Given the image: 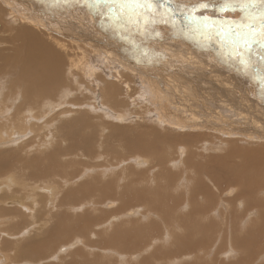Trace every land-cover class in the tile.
<instances>
[{
  "label": "bare ground",
  "instance_id": "bare-ground-1",
  "mask_svg": "<svg viewBox=\"0 0 264 264\" xmlns=\"http://www.w3.org/2000/svg\"><path fill=\"white\" fill-rule=\"evenodd\" d=\"M66 1L70 4L71 7H73L74 4L72 3L73 1L72 2L69 0ZM75 1H76L75 3H78V5L80 6L84 5V3L81 2V0L78 1L75 0ZM67 2H63L61 3L62 5L61 4L60 5L64 6V3L67 4ZM187 2L195 3V0H187ZM42 3L43 2L41 0H0V22L2 23L0 25V28L2 27V35L0 34V46H2V44L6 46L4 51L0 50V57H1L0 72H2L4 67L5 68L7 67L6 74L10 77V83L12 84L11 90L9 93H7V95L2 96L0 94V118L7 119L6 121L3 120L2 122L1 120L0 122V249L1 248L3 249L0 250L1 252L0 261L2 260L3 262H5L0 264H15L14 262H20L21 264H24L23 260L34 262L35 264H40L42 260L44 262V260L47 257H49L46 256L45 253H48L50 250L52 252V246L55 245L56 243V240H54L55 238H57L56 235L62 234L63 232H67L66 227L68 228V226L65 227V225L69 223L68 221L70 220V210L72 209V207L78 205L80 199H83V201L90 200L89 202H87L88 203L87 205L88 207H93L92 205H94L95 202H98L99 197H102V201L117 200L116 202L120 203L119 206L117 205V208L120 209L119 211L124 213L129 212V214H127L128 216L137 213L134 210H133L134 213L132 211L130 212L129 211V209L131 208L130 206L134 204H138V206L140 205L142 209V216L139 217V219L140 222L145 221L146 225L144 226L140 224L137 226L138 227L137 229L135 228L136 226H133L134 228H131L129 226L126 227L125 224H123L122 227H119V225H117L118 227L115 226L113 230V234L111 232V236L109 233L110 230L109 229L107 230L105 228L101 232L103 236L101 234L100 235L98 234L99 242H97V244L99 243L102 244L103 246L102 248L98 247L97 251L94 250V252H100L101 255L105 256V254H107V252L109 251L108 253L109 258L112 257L114 259H120L121 261H123L124 258L123 264H125L124 262H127L126 259L127 255H129L128 256L129 260L133 262L132 257L136 259L142 253L147 254V257H145L146 260L150 259L149 257L151 256V259L153 258L154 260H158L164 264H187V263L206 264V261L209 262L208 257L211 256L210 255L211 253L209 254L210 252L209 250H211V246L209 244L212 243V237L214 236L213 230H211L210 227L211 224H209L208 221H210L214 216V211L217 210L219 203H222L224 207L221 210L219 209V214H218V217L221 218L223 222H226L228 217H230L233 213V210L230 209V203L232 202L233 204H236L239 200H241L245 208L250 205L253 206L262 205V208L264 207V145L262 148L259 149H249V148L245 149L242 147L243 144H245L246 147L251 145H256L258 140L260 139L261 140L263 139L264 141V120L261 119V117L258 115L256 111L251 109V107L248 105L249 103L247 104L246 102L245 104H243L242 103L243 101L240 102L236 98L231 100V95L230 94L228 95V92L226 91L227 89L220 87L221 89H218L217 91L220 92L223 90L222 96L225 98V103H229L231 107H233V109L235 108L237 110L239 109L245 115L249 114L250 125L247 126V130L248 132L254 131L255 133H247V134L242 133L243 136L236 137L239 139L236 138L223 139L220 136L221 134L219 135L220 137L217 136L216 139H214L212 134V138L216 142L214 141L215 142L214 143L210 136L211 141L206 143L204 142L202 136L196 135L198 132L194 130L195 132H197L195 134V136L197 137L192 138V141L186 139L190 143L187 144L191 145V147L188 145L187 146L179 145L181 143H179L178 141L181 140L178 139L179 129L177 128L179 127L177 125L181 126L182 124H179V121L177 122L175 120L178 123L177 125H175L176 123L174 124L171 120L179 118V116L176 115L174 116L175 113H173L172 108H166V104L168 106L171 102H175L174 105L179 106V103L175 101L176 98L174 96L175 94L173 95L172 93H170V91L167 90L168 88L165 87V88H160L161 90L159 89L161 92L159 91L158 92L162 93L161 95L163 96H161L162 98L160 99L158 98V100L154 101L155 103H153V99L148 98V100H146L143 97L144 95L143 96L140 95L138 100H132V96L134 98L135 96L133 95L134 91L131 88L132 85H130L129 80H131L130 77L132 78L135 76L129 77L127 74H125L124 71H128V69L120 68L121 65L120 67H118L117 65H113L114 69L111 71H114L115 77H112L113 76L112 75L110 78H108L109 77L108 74L103 77L105 81H107L108 79L117 81L116 84L117 85L120 84L119 87H117L116 84L114 85L113 81L109 80L108 82L110 83L104 81L102 82L103 84L102 88L99 87L101 88L100 93L98 90L97 93H94L95 91L94 92L91 91L93 94L87 97L88 100L85 98H81V95L83 94L80 91V85L82 84V81L79 76L86 77L84 65L82 64L80 59H77L74 56L75 49H73L72 44H70L71 42L64 41L68 39V36L70 37L69 38L70 40L74 39L77 41V39H75L76 36L70 34L72 36L71 37L67 30H66L67 32H65L64 26L63 28L58 27L59 18L58 20H54L53 17L55 16L52 17L53 14L50 16L49 9L45 5L43 6ZM47 5H49V3ZM89 12L90 11L87 7L84 10V13L88 14ZM26 14H29L32 17H34L33 18L34 21L32 20L31 21L33 23L36 22L37 27L42 29L43 31L42 30L40 31V29L39 30L36 29V26L35 28H32L31 26H27L26 28L31 29V31L25 32L24 26L22 25L21 22H19V24L21 25L20 28L16 30L15 24L17 25V23L13 22L11 25V21L8 22V20H6L7 18L10 17L13 18L14 15L17 17V19L26 20L28 18ZM234 16H236V13ZM226 17L224 15L223 18L226 19ZM29 18L31 17L29 16ZM55 18H57V16ZM82 19H84L85 21L87 19L90 25L92 23L94 24L96 23L93 21L91 22V20L88 18L85 19L82 17H80L79 22H81ZM180 19H182V17H180ZM93 27H96V25ZM224 27H227V25H224ZM98 28L99 27L97 25V29L96 28H92V30L85 29V32L91 35V37H93L92 38L93 40L94 39H96V41L104 40V42H100L103 43L104 45L108 46V43L105 42V40L112 43L115 42L116 46L118 45L116 42V37L120 36L119 33L117 32L115 33L113 30L111 32L109 29L110 32L109 35H107L104 30ZM21 29L23 30V32H20ZM152 29H155V31H152ZM149 31L151 35L150 37L157 38L160 41L161 40L165 41L166 39H169V41L167 40L169 42L168 43L169 45L171 44V39H173L174 41L173 40L172 41L173 43L175 42V44H179V45L183 44L182 46L184 47L186 46V48L187 45L190 44V46H192L191 48L194 50L196 49L200 51L202 49L206 52L211 53V55L213 56L215 55L214 57L217 56L218 59H221L223 60V62H225L223 64H226L225 65L226 69L229 68L236 70L237 72H240V74L243 76L242 77L243 80L248 79L250 81L248 82L249 84L253 83L251 85V88H253V90L261 89L259 91H256L258 93H255V97H259L257 98V102L259 105L264 104V64H262L260 60V55H259L261 52L260 49L255 50L257 52V55L253 57L254 67H245L241 64V62L238 59L228 57L226 50L217 42H209L205 38H203L200 34L192 32L188 30L186 27L178 26L177 24L171 22L167 25L156 23L154 25L149 26ZM20 33L22 34L20 35ZM18 35L21 40L18 38ZM56 36L60 39H58ZM80 37L78 38L79 42H82V39H86V37L83 35H81ZM167 41H165V43ZM155 42L157 41H154V43ZM95 48L98 50L91 48L92 50L95 51V54L96 55L101 54V56H103L104 50H102L103 48L102 45L95 44ZM130 48L131 46H128V49ZM186 51H185L186 52L185 54H187L186 59H189L190 58L189 54L192 53H188V50ZM96 52H98L99 54ZM146 52L147 51L145 50L144 53ZM134 53L137 54L136 55L137 57L143 56L140 55V53H136V52ZM122 54H123L122 50L118 48L117 50L114 51L110 50L109 48L106 50L107 59L113 60L117 63L120 62L124 67L131 66L130 69H132V71L135 68L138 69V66H143L142 68L145 67V65H141L136 61L133 62L132 60L133 56L130 57L126 53L122 56ZM148 57L149 56H145V58ZM14 58L17 60V62H15ZM176 58H178V56ZM117 59H119L118 60L119 62L117 61ZM113 63L114 62H112V64ZM186 64L184 63V67L186 66ZM189 64H193V63H189ZM107 66L108 65H106V67ZM156 66L161 69L163 68L162 63L161 64L157 63ZM188 67L189 66H187V68ZM205 71L206 70H204V72ZM134 73L137 72L134 71ZM186 73H189V71L186 70ZM139 75H144V74L140 73ZM202 75L201 77H204ZM168 76L170 77V75ZM145 77L149 78L148 76ZM197 77L199 79H202L201 77H199V74ZM224 77L225 76H223V80L227 79ZM4 78L5 75L0 77L1 80ZM98 78L97 80H99ZM191 79L187 80V83H190L188 81H192ZM138 80L141 81V79ZM101 81L99 83H101ZM157 81H159L160 83V79H158ZM154 82L151 83L154 84ZM163 82L165 83V80H163ZM225 82H229V81H225ZM232 82L234 81L232 80ZM192 83L193 81L191 82V84ZM126 86L127 89L125 88L126 90H123V87ZM227 86L231 87L230 85ZM256 86H259V88H256ZM133 87L135 89V86ZM207 87H205V89ZM225 88L227 87L225 86ZM237 88L241 89L242 85L241 88L240 87ZM19 90H21V92H18ZM120 91H123L121 95V97H124L122 99V102L118 100L120 97V93H119ZM228 91H230L229 88ZM158 92L156 94H159ZM190 92L193 93V91ZM71 93H73L76 99H71L69 97ZM201 93H203V91ZM201 97L199 96V98ZM114 100L115 101L118 100V102H115ZM195 100L198 101V99ZM92 101L101 102L102 105L106 106L112 113L115 112L114 109H116L117 107H125L127 105L132 106L133 113L137 114L140 119L137 128H135L136 126L135 125L132 126V129L131 128L120 129L121 127L118 128V126H115L117 124L114 123V127H111L109 126L110 124H108V122L107 124L103 123L104 121L100 122L99 125L95 123L94 127L96 128H94L92 124H88V122L84 120V117L85 115H87V113L81 109L83 106L88 107L89 106L88 104H90L89 102L92 103ZM179 101L181 103L182 99L180 98ZM208 101L209 99L207 100V102ZM141 102H143L147 107L141 108L139 106ZM191 103H189V105ZM196 103L198 104V102ZM211 103L213 106L214 102ZM92 104H93L92 107H94V102ZM197 104L196 106H198ZM192 105L195 106L194 103ZM215 105L216 103L214 104V107ZM221 105L220 108L224 110V108L222 107L225 106V104L222 107ZM152 106H156L154 111L155 114L153 111H150V109L153 108ZM171 106L172 104H170V107ZM204 107H202V109ZM208 107L209 106H207V108ZM193 108L195 110V107ZM205 108L202 110L203 112H206L204 111L206 110ZM260 108H262V106ZM260 108L258 107V109ZM103 110L105 112V109ZM111 112H108L109 114L106 115L105 117L110 119L112 116V121L114 122L116 120L115 119L116 115H114L115 113L111 114ZM177 112L179 113V111ZM189 112L190 111H188V113ZM151 114L153 115V117L155 115L154 118L155 122L148 126L147 121L148 119H150ZM225 114L227 115L228 112ZM200 116L202 119L204 118V116L203 117L202 115ZM186 117H188V115ZM222 117L220 118L218 116V119L220 118L221 121ZM240 117L239 119L241 120L242 117L241 118ZM218 119L216 120L219 121ZM234 119L235 118L233 117V120ZM192 120L193 119L191 118V122ZM226 120L227 119H225V122ZM156 122H160L162 124H160V126H157V124L159 123L156 124ZM210 122L214 124V127H217L218 129L220 125V124L218 125V122H215L213 120H210ZM102 126H104V128ZM222 126L223 124L221 125V129ZM88 127L90 129H85ZM98 127H100V129H98ZM116 129L122 132H120L119 134V131H116ZM175 131H177L176 133L178 134H176ZM219 131L220 133L223 132L222 130ZM202 132L205 131L203 130ZM111 134H112L113 142H111L110 140L109 142H107L105 136H109ZM182 134H183V130H182ZM215 135L216 134H214V136ZM25 136H30V138H28V140H26L24 143L20 144L21 143L20 141L24 139ZM114 137L117 139H114ZM126 137L127 138L131 137V139H126ZM94 139L97 140L96 145L93 143ZM17 140H20L19 143L16 142ZM118 140L123 143L121 144V147H119V149H114L113 147L116 146L115 143H117ZM15 142L17 144L16 147L13 148L12 145ZM234 143L235 145L231 146ZM238 145L241 147V149L238 148ZM229 146L233 148L231 154L227 157H223L225 160L221 158V161L224 163V166H217V163L213 165L211 163L207 164V162L204 163L200 160V159H204L203 155L211 154V152L216 153V150L221 154L222 152H224V150L229 148ZM50 147H52V150ZM168 147L170 148L172 147V150L168 151ZM46 148H49V152H47ZM29 149H33L36 152L38 151L39 153L41 152L42 154L40 155H42V157H38L37 155L32 157L31 159L27 158L26 154L27 152L28 153L30 152ZM95 149L97 152L102 150H107L110 156L114 151L116 153L114 157H117L119 160L122 159L124 161L127 160L132 161L133 164L135 163V165L138 167L142 166V168L144 169L142 168L139 169L136 168L135 166H129L127 169H124L123 171L115 172L107 176L105 175L104 172L107 170V168L104 169L103 168L104 164H103L102 167H100L101 169L98 168L99 173L97 174V176H93L90 179L88 178L89 179L88 180L87 179L88 175H87V177L85 176L86 181L81 182L82 180H80L77 181V183H79L77 187L71 186L73 184H76L74 183L76 178L81 175V174L78 175V173H80V171L82 172L83 169L77 170L76 173V168L74 165L73 167L74 175L73 172L68 173L67 169H70L75 161L72 162V159L70 158L71 162L70 161L68 162L67 158H69L74 153L76 154V152L78 151V154L80 152V154L82 155L79 157H77L76 155L77 159L80 158L78 159V161L80 160L82 162H85V156L87 158L92 157V153L90 151ZM121 150L122 151L124 150L126 152V155L128 156H126L124 153L123 156H120L118 154V151ZM133 152H142L144 153V155L140 153H134L135 157L140 158V160L136 159L134 161V159L130 157L131 155H133L130 153ZM105 157L106 155L102 153V156H100L98 160L100 159L104 160ZM233 160H235V162L237 163L236 168H233L234 166ZM226 161L228 163L230 162L231 166H228L226 164L227 163ZM202 163L205 165L202 166L201 165ZM225 167L230 168L231 172L229 174L231 175L227 178V181L229 184H234V187L231 190H227L228 188L222 189L224 191L223 195H226L227 193H229V191L233 192L232 190H234L235 194L232 197V201L222 197V200H220V202L218 203L216 200H214L213 198L214 195L211 192L212 189H216L214 183L211 180V177H213L214 180L217 182L218 181L217 176L220 174V172L225 171ZM95 169H97V167ZM217 169L219 172H217ZM54 178L58 179L59 181L54 180ZM120 181L123 182L120 183ZM204 182H208L210 185L206 186ZM179 189H182L183 192L185 193L186 195L185 200H184V196H182L183 194L179 196L178 200L174 198L173 191L175 190L179 191ZM119 190L121 191L123 190L121 195L119 193ZM225 191H227V193ZM258 192L262 196L255 194ZM254 194L255 197L256 196L261 197L259 202H257V199L254 201ZM91 201H93V203H91ZM182 203L187 204V206H189L190 208L188 214L183 216H181L182 209L179 210L178 208V206L183 205ZM106 206L110 207V204H107ZM102 213L104 212L102 211ZM257 213L260 217H262L261 214L264 213V210L262 209V211ZM104 214L106 215L105 216L101 215V217H104L101 218L103 227L106 225V223L104 222L108 220V218L110 217L109 215L115 213L113 211L112 212L110 211L109 213H104ZM139 214L141 213L139 212ZM152 216L154 217V219L157 220H153V219L148 220V218L150 219L152 218ZM246 216H248V214ZM113 219L116 220L117 217ZM93 220L95 219L92 218V221L87 223L88 228L86 229V231L89 230L90 225H92L93 227ZM114 220H112L111 225L114 224L113 223ZM73 225L72 227L74 228L75 225L74 226ZM82 226H83L82 223L77 222L76 223L77 231L82 229ZM72 227L70 229H72ZM147 227L149 229L150 235L143 234V230L146 229ZM160 227L164 228V230L167 229L168 234L170 233L169 235L171 234L173 235L174 233L179 232L180 234L183 235V237H187L191 239V241L185 243L176 240L177 243L176 246H174L175 247L174 249L171 247L172 246L171 244L169 248H171L172 250H169V248L162 250V245L155 246V244L163 243L164 238H166L168 235H166L167 233L163 232L162 235L158 237L156 234L157 232L155 230L156 228H160ZM41 229H43L44 231H42L41 235H38L41 232L40 231ZM100 229L101 228H99L98 230ZM87 239L89 240L88 237ZM80 244L81 245L84 244V240H82ZM90 244L91 245L96 244V242ZM88 248L91 247H87V249ZM98 249H100V251H98ZM101 249H106V250H101ZM37 251L40 252L37 253ZM58 252L55 254L56 257H58L61 250H59ZM80 252L81 251H79L78 254ZM229 254L231 255V251L229 252ZM256 255H258V252ZM50 259L52 258L46 259V262H49ZM143 259L141 260L144 261ZM213 260L214 259H211V261ZM253 260L256 262L251 263V261L248 260L245 264L259 263V262L257 263L258 259L255 260V258H253ZM242 262L244 263V260Z\"/></svg>",
  "mask_w": 264,
  "mask_h": 264
},
{
  "label": "rangeland",
  "instance_id": "rangeland-1",
  "mask_svg": "<svg viewBox=\"0 0 264 264\" xmlns=\"http://www.w3.org/2000/svg\"><path fill=\"white\" fill-rule=\"evenodd\" d=\"M43 3L42 5L46 6L48 9H49V14L50 16L52 15L53 16H57V18L53 17L54 20H58V27L60 28H65V32L68 31L69 35H73V36H76L75 39H71L73 41H71L68 36V39L67 40H64L65 42L67 41H70L73 46V49H75V53H74V56L77 58V59H80L82 64L84 65V69H85V73H86V77H80L81 81H82V84L80 85V91L83 93L81 95V98H85L88 100L87 97H89L91 94H93L92 92L94 93H97L99 91L100 93V90L103 86L102 82H104V76L105 75H109L108 78H110L112 75V77H115L114 75V71H111L114 69V66L113 65H117L118 67H121L120 68H125V69H128V71H124L125 74H127L129 77L130 76H135V77H130L131 80H129L130 82V85L132 90L134 91L133 95L135 96V98L132 96V100H138L140 95H144L143 97L148 100V98L150 99H153V103H155L154 101L158 100V98H162L161 95L162 93H159L161 92L160 88H165L167 87L170 91V93H172L176 98H175V101H177L179 103V106L178 105H174L175 102H168L170 104H172V106L170 107V104L167 106L166 104V108H172L173 110V113L174 116H179V118H176V119H169L171 120L175 125H177L178 121H179V124H182L181 126L177 125L179 128V134L176 133L177 131H175L176 134H178V139L181 140V141H178L179 145H188L191 147V145H189V141H192V138H196L198 135L199 136H202L203 137V140L204 142L208 143L210 142L211 138H212V134H213V138L216 139L217 136H220L223 138V139H235L236 137H239V136H243L242 133H255L254 131H251V132H248L247 130V126L250 125V122H249V114H244L242 113L239 109L237 110L236 108L233 109V107H231V105L229 103H225V98L222 96L223 95V90L218 92L217 90L218 89H221V88H224V89H227L226 91L228 92V95L230 94L231 95V100H233L234 98H236L237 100H239L240 102L243 101L242 103L245 104L247 102V104L251 107V109H253L254 111H256L258 113V115L261 117L262 120H264V104H261L259 105L258 102H257V98L259 97H255V93H258L256 91H259L261 89H256V90H253V88H251V84H249L248 82H250L248 79H244L243 80V76L240 74V72H237L236 70H233V69H229L227 68L226 69V64H223L225 62H223V60L221 59H218L217 56L214 57L213 55H211V53L209 52H206L204 50H194L192 49L190 46V44L187 45V48L186 46H182L183 44L179 45V44H175V42L173 43V39H171V44L169 45L168 41L169 39H166L165 41H167L165 43V41H160L159 39L157 38H153V37H150V31H148V33L145 35L143 33L141 34H137L134 30L133 31H129V30H126V29H122L120 30L119 32L116 31V30H113L112 27L108 24L107 21H105L104 18L100 17V16H96L94 13L92 12H89L88 14L84 13V10L87 8L86 5H78V3H75L76 1L75 0H69V1H73L72 3L73 4V7L70 6V4L67 2V4L64 3V6H61L63 2V0H41ZM78 1V0H77ZM35 2V1H34ZM45 2V3H44ZM47 2V3H46ZM56 2V4H55ZM60 2V3H59ZM177 2H184V0H177ZM196 2V0H195ZM49 3V5H47ZM54 5H53V4ZM58 3V4H57ZM52 4V5H51ZM61 4V5H60ZM76 4V5H75ZM66 5V6H65ZM41 6V5H40ZM62 7V8H61ZM86 7V8H85ZM52 8V9H51ZM85 8V9H84ZM64 9V10H63ZM76 10V11H75ZM82 10V11H81ZM54 11V12H53ZM65 11V12H64ZM52 12V13H51ZM80 12V13H79ZM239 12V13H238ZM210 15H209V14ZM207 15L209 16H212L213 13L212 12H208ZM227 13V15H226ZM236 13V16H234ZM64 14V15H63ZM199 14V13H197ZM231 14V16H230ZM28 16V18L26 20L24 19H17V17L14 15L13 18L10 17V18H7V17H4V18H7L6 20L11 21V25L13 22H16L17 25L15 24V28L16 30L18 28H20V24L19 22L22 23V25L24 26V30L25 32H29L31 31V29L29 28H26L27 26H31L32 28H35L36 26V29H40L37 27L36 25V22H32L34 21L33 18L31 15L29 14H26ZM228 18V19H236L237 16L239 17L241 15L240 11L239 10H236V11H227V12H219L216 14V17L215 18H218L220 20L224 19L223 17ZM233 15V16H232ZM29 16L31 18H29ZM80 17L82 18H88L91 20V22H96L95 24L92 23L91 25L88 23L87 19L86 21L84 19H82L81 22H79L80 20ZM91 17V18H90ZM236 17V18H234ZM76 18V19H75ZM2 20V19H1ZM18 20V21H17ZM29 22H28V21ZM32 20V21H31ZM60 21V22H59ZM32 22V23H30ZM63 22V23H62ZM85 22V23H84ZM27 23V24H26ZM74 23V24H73ZM2 23L0 22V25ZM31 24V25H30ZM33 24V25H32ZM66 24V25H65ZM89 24V25H88ZM68 25V26H67ZM70 25V26H69ZM88 25V26H87ZM96 27H93L95 26ZM97 25H98V29H102L105 31V33L107 35H109V32L112 30L116 33H119L120 36L116 37V42L117 45L116 46V43H112V42H108L107 40H105V42L108 43V46L107 45H104L103 43H100V42H104V40H101V41H96V39H92L93 37H91V35L87 34L85 32V29H91L92 28H96L97 29ZM100 25V26H99ZM14 26V25H13ZM34 26V27H33ZM74 27V28H73ZM92 27V28H91ZM67 28V29H66ZM84 29V30H83ZM110 29V31H109ZM42 29H40L41 31ZM67 30V31H66ZM43 31V30H42ZM78 31V32H77ZM108 31V32H107ZM20 32H23V30L21 29ZM45 32V31H44ZM84 32V33H83ZM133 32V33H131ZM13 33V32H12ZM78 33V34H77ZM90 33V32H89ZM122 33V34H121ZM0 34L2 35V27L0 28ZM22 33H20L21 35ZM70 35V36H71ZM83 35L86 37V39H82V42H79V37ZM142 35V36H141ZM57 37V36H56ZM72 37V36H71ZM126 37V39H125ZM18 38H19V35H18ZM58 38V37H57ZM81 38V37H80ZM132 38V39H131ZM20 39V38H19ZM60 39V38H58ZM115 39V38H114ZM119 39V40H118ZM128 39V40H127ZM149 39V40H148ZM21 40V39H20ZM84 40V41H83ZM98 40V39H97ZM118 40V41H117ZM123 40V41H122ZM173 40V41H172ZM81 41V40H80ZM96 41V42H94ZM128 41V42H127ZM138 41V42H137ZM154 41H157L154 43ZM126 42V43H125ZM148 42V43H147ZM75 43V44H74ZM137 43V44H136ZM95 44H101L102 45V50H104V53H103V56L100 55H96L95 54V51L92 50L91 48L93 49H96L95 48ZM110 44V45H109ZM124 44V45H123ZM128 44V45H127ZM130 44V45H129ZM135 44V45H134ZM173 44V45H172ZM104 45V46H103ZM77 46V48H76ZM113 46V47H112ZM128 46H131L130 49H128ZM180 46V47H179ZM189 46V47H188ZM5 45L2 44V46H0V50H5ZM82 47V48H81ZM90 47V48H89ZM106 47L107 49L109 48L110 50H117L120 49L122 50L123 54L122 56L126 53L128 56L132 57V60L133 62H137L141 65H145L144 68H142L143 66H138V69H130V67H124L117 59V62L113 61V60H109L106 58ZM111 47V48H110ZM117 47V48H116ZM190 48V49H188ZM84 49V50H83ZM135 49V50H134ZM137 49V50H136ZM147 51L146 53L145 50ZM188 50V53H192V54H189L190 58L189 59H186V56L187 54H185ZM92 50V51H90ZM98 50V49H96ZM127 50V51H126ZM133 50V51H132ZM157 50V51H156ZM179 51V52H178ZM186 51V52H185ZM192 51V52H191ZM199 51V52H197ZM204 51V52H203ZM134 52L136 53H140V55H143V56H140V57H137ZM202 52V53H200ZM98 53V52H96ZM143 53V54H142ZM158 53V54H157ZM99 54V53H98ZM148 54V55H147ZM159 55V56H158ZM105 56V57H104ZM145 56H149L148 58H145ZM155 56V57H154ZM167 56V57H166ZM178 56V58H176ZM185 57L184 59L181 58V57ZM193 59H192V57ZM103 57V58H102ZM174 57V58H172ZM208 57V58H207ZM210 57V58H209ZM214 57V58H213ZM104 58H105V61H104ZM15 62H17V60L14 58ZM219 60V61H218ZM0 61H1V57H0ZM111 61V62H109ZM175 61V62H174ZM185 61V62H184ZM193 61V62H192ZM197 61V62H196ZM112 62H114L112 64ZM158 64H161L162 63V69L157 67V63ZM184 63L186 64V66L184 67ZM189 63H193V64H189ZM196 63V64H195ZM198 63V64H197ZM201 63V64H199ZM204 63V64H203ZM105 64V65H104ZM203 64V65H202ZM106 65H108L106 67ZM154 65V66H153ZM183 65V66H182ZM196 65V66H195ZM187 66H189L187 68ZM193 66V67H192ZM101 67V68H100ZM109 67V68H108ZM141 67V68H140ZM184 67V68H183ZM112 68V69H111ZM140 68V69H139ZM150 68V69H149ZM156 68V70H155ZM187 68V69H185ZM198 68V70H197ZM100 69V70H99ZM174 69V70H173ZM185 69V70H183ZM191 71H190V70ZM194 69V70H193ZM162 70V71H161ZM165 70V71H164ZM175 70H178V71H175ZM186 70L189 71V73H186ZM204 70H206L204 72ZM213 70V71H212ZM228 70V71H227ZM139 71V73H134ZM196 71V73H195ZM203 71V72H202ZM209 71V73H208ZM216 71V73H215ZM7 72V67L3 68L2 72H0V77H2L3 75H5V78L4 79H0V94L3 96V95H7V93L10 92L11 90V83H10V77L6 74ZM144 74V75H139V74ZM165 73V74H164ZM171 73V74H170ZM176 73V74H175ZM238 73V75H237ZM130 74V75H129ZM188 76H187V75ZM195 74V75H194ZM197 74V75H196ZM199 74V77L204 76V77H201L202 79H199L197 76ZM214 74V75H212ZM138 75V76H137ZM170 75V77L168 76ZM190 75V76H189ZM209 75V76H208ZM216 75V77H215ZM229 75V76H228ZM144 78H143V77ZM145 76H148L149 78L145 77ZM153 76V77H152ZM155 76V77H154ZM160 78H159V77ZM163 76V78H162ZM167 76V77H166ZM174 76V77H172ZM196 76V77H195ZM215 78H214V77ZM223 76H225L224 78H227L225 80H223ZM228 76V77H227ZM232 76V77H231ZM234 76V78H233ZM239 76V77H238ZM96 77V78H95ZM99 77V78H98ZM139 77V78H138ZM142 77V78H141ZM152 77V78H151ZM158 77V78H157ZM166 77V78H165ZM178 77V79H177ZM185 77V78H184ZM193 79H191V78ZM212 77V79H211ZM230 77V78H229ZM97 78L99 80H97ZM141 79V81H139L138 79ZM146 78V79H145ZM176 78V79H175ZM181 78V79H180ZM188 78V79H187ZM196 78V79H194ZM238 80H237V79ZM137 79V80H136ZM145 79V80H144ZM158 79H160V83L159 81H157ZM165 80V83L163 82V80ZM192 80L193 83L191 84L192 81H188L190 83H187V80ZM216 79V80H215ZM96 80V81H95ZM103 80V81H101ZM113 81L111 79H108L107 81L105 82H108V81ZM144 80V82H143ZM162 80V81H161ZM177 80V81H175ZM196 81V84H195V81ZM223 80V81H222ZM232 80L234 82H232ZM9 81V82H8ZM101 81V83H99ZM146 81V82H145ZM153 83L154 81V84H152L151 82ZM167 81V83H166ZM180 81V82H179ZM184 84H183V82ZM225 81H229V82H225ZM114 82V85L116 84L117 81H113ZM182 82V83H181ZM186 82V83H185ZM198 82V84H197ZM203 82V83H202ZM217 82V83H216ZM225 82V83H224ZM110 83V82H108ZM147 83V84H146ZM169 83V84H168ZM176 85H175V84ZM211 83V84H210ZM228 83V84H226ZM231 83V84H229ZM236 83V85H235ZM98 84V85H97ZM143 84V85H142ZM182 84H183V87H182ZM195 84V85H193ZM224 84V85H222ZM233 84V85H232ZM92 85V86H91ZM101 85V86H100ZM157 85V86H156ZM178 85V87H177ZM186 85V86H185ZM204 85V86H202ZM213 85V86H211ZM220 85V86H219ZM227 85H230L231 87L227 86ZM239 85V86H238ZM241 85H242V88H241ZM117 87L120 86L116 84ZM135 86V89L134 87ZM156 86V87H155ZM169 86H172V87H169ZM173 86H176V87H173ZM189 86V87H187ZM201 86V87H200ZM209 88H208V87ZM219 88H218V87ZM223 86V87H222ZM225 86L227 88H225ZM101 87V88H99ZM185 87V89H184ZM204 87V88H203ZM205 87H207L205 89ZM221 87V88H220ZM237 87H240L241 89L237 88ZM99 88V89H98ZM127 89V86L126 87H123V90H126ZM158 88V89H157ZM180 88V89H179ZM228 88L230 89V91H228ZM236 88V89H235ZM256 88H259V86H256ZM137 89V90H136ZM153 89V90H152ZM160 89V90H159ZM182 89V90H181ZM202 89V90H201ZM204 89V90H203ZM232 89V90H231ZM243 89V91H242ZM245 89V91H244ZM88 90V91H87ZM90 90V91H89ZM98 90V91H97ZM152 90V92H151ZM157 90V91H156ZM180 90V91H179ZM207 90V91H205ZM92 91V92H91ZM139 91V92H138ZM154 91V92H153ZM159 91V92H158ZM172 91V92H171ZM180 93H179V92ZM183 91H184V94H183ZM186 91V92H185ZM190 91H193L190 92ZM203 91V93H201ZM233 91V92H232ZM18 92H21V90H19ZM89 94H88V93ZM159 93V94H156V93ZM175 92V93H174ZM196 95H195V93ZM205 92H208V93H205ZM217 92V93H216ZM241 92V93H240ZM120 97L118 100H120L122 102V99L124 97H121L123 91H120ZM149 93V94H148ZM179 93V94H178ZM146 94V96H145ZM156 94V95H154ZM178 94V96H177ZM194 94V95H193ZM199 94V95H198ZM209 94V95H207ZM244 94V95H243ZM253 94V95H252ZM191 95V96H190ZM249 95V96H248ZM157 96V97H156ZM199 96L202 98H199ZM71 99H76L75 96L73 95V93L70 94L69 96ZM185 100H184V98ZM187 97V98H186ZM191 97V98H189ZM198 97V98H197ZM215 97V98H213ZM255 97V98H254ZM178 98V99H177ZM180 98L182 99L181 103H180ZM198 99L195 100V99ZM241 98V99H240ZM253 98V99H251ZM200 99H201V102H200ZM209 99V101L207 102V100ZM224 99V100H223ZM243 99V100H242ZM255 99V100H254ZM11 100V99H10ZM115 101V102H118ZM194 100V101H193ZM205 100V101H204ZM214 100V101H213ZM198 102V104L196 102ZM249 101V102H248ZM94 102V107H92V103ZM188 102V103H187ZM192 102V103H191ZM211 102H214L213 103V106H212V103ZM223 104H222V103ZM231 102V101H230ZM90 104H88L89 108L86 106H83L81 109L87 113V115H85L84 117V120H86L88 122V124H92V126L94 127V124H100V122H103L105 124H110L109 126L111 127H114V123L117 124L115 126H118V128L122 129V128H131L132 129V126H135V128H137V125L139 123V116L135 113H133V108L132 106H125V107H117L116 109H114V113H112L106 106L102 105L101 102H97V101H92L89 102ZM186 103V104H185ZM189 103H191L189 105ZM194 103L195 106H193L192 104ZM202 103V104H200ZM207 103V105H206ZM209 103V104H208ZM216 103L215 107H214V104ZM219 103V105H218ZM222 105H221V104ZM232 103V102H231ZM254 103V104H253ZM256 103V104H255ZM196 104L198 106H196ZM204 104H205V107H204ZM225 104V106H223ZM97 105V106H96ZM119 105V104H118ZM145 104L143 102H141L139 104V106L142 108V107H147L146 105L144 106ZM154 105V104H153ZM187 105V106H186ZM220 105L223 109L220 108ZM230 105V107H229ZM257 105V107H256ZM160 106V105H159ZM192 106V107H190ZM207 106H209L207 108ZM217 106V108H216ZM262 106V108H260ZM106 107V108H105ZM153 108L150 109V111H155V107L156 106H152ZM183 109H182V108ZM186 107V108H185ZM195 107V110L194 108ZM200 107V108H199ZM202 107H204L206 110V112H203L202 110ZM226 107V108H225ZM238 107V106H237ZM254 107V108H253ZM258 107L260 109H258ZM75 108V107H74ZM88 108V109H87ZM149 108V107H148ZM214 108V109H213ZM93 109V111H92ZM105 109V112L104 110ZM130 109V110H129ZM189 109V110H188ZM210 111H209V110ZM227 109V110H226ZM230 109V110H228ZM199 110H200V113H199ZM209 112H208V111ZM214 110V111H212ZM179 111V113L177 112ZM188 111H190L188 113ZM193 111V112H192ZM198 111V112H197ZM228 112V116L225 114ZM230 111V112H229ZM233 111V112H232ZM238 111V112H237ZM90 112V113H89ZM94 114H93V113ZM108 112H111V114H114L116 115V120L113 122L112 121V116L111 118H106L105 116L108 115L109 113ZM129 112V113H128ZM185 112V113H184ZM192 112V113H191ZM195 112V113H194ZM233 114H232V113ZM74 113V112H73ZM96 113V114H95ZM105 113V114H103ZM132 113V114H131ZM178 113V114H177ZM198 113V114H197ZM207 113V114H206ZM211 113V114H210ZM224 113V114H223ZM233 115H231V114ZM237 113V114H236ZM242 115H241V114ZM155 114V112H154ZM190 114H193V115H190ZM239 114V115H238ZM96 115V116H95ZM104 115V116H103ZM185 115V116H184ZM188 115V117H186ZM190 115V116H189ZM202 117L204 116V118L202 119ZM215 115V117H214ZM221 118L222 116V119L220 121V118L218 119V116ZM98 116V117H97ZM120 118H119V117ZM230 116V117H229ZM242 118H241V117ZM118 117V118H117ZM128 117V118H127ZM133 117V118H132ZM199 117V118H197ZM226 117V118H225ZM232 117V118H231ZM233 117L235 118L233 120ZM239 117L241 118V120L239 119ZM97 118V119H96ZM122 118V119H121ZM153 118V119H151ZM155 115L153 117V115L151 114L150 115V119H148V126L151 125L152 123L155 122ZM186 118V119H185ZM191 118L193 119L192 122H191ZM232 120H230V119ZM126 119V120H125ZM133 119V120H132ZM216 119H218L219 121H217ZM225 119L226 122H225ZM239 119V120H238ZM3 122V120H7L6 118H0V122ZM174 120V121H173ZM177 122H176V121ZM199 120V121H198ZM206 120V121H205ZM208 120V121H207ZM210 120H213L215 122H218V129L217 127H214V124H212L210 122ZM238 120V121H237ZM111 121V122H110ZM183 121V122H182ZM188 121V123H187ZM195 121V122H194ZM223 121V122H222ZM230 121V122H228ZM235 121V122H234ZM98 122V123H97ZM118 122V123H117ZM129 122V123H128ZM182 122V123H181ZM190 122V123H189ZM206 122V123H205ZM220 122V123H219ZM236 122H237V125H236ZM159 123V124H157ZM185 123H186V126H185ZM192 123V125H191ZM197 123V124H196ZM202 123V124H201ZM239 123V125H238ZM157 126H160V122H156ZM184 124V126H183ZM188 124V125H187ZM201 124V126H200ZM223 124L222 126V129H221V125ZM228 124V125H227ZM231 127H230V125ZM234 126H233V125ZM191 125V126H190ZM196 125V126H195ZM217 125V126H218ZM226 125V126H225ZM242 125V126H240ZM205 126V127H204ZM212 126V128H211ZM229 126V127H228ZM238 126V127H237ZM240 126V127H239ZM104 128V126H102ZM110 127V128H111ZM228 127V128H227ZM96 128V127H94ZM184 128V129H183ZM200 128V129H199ZM202 128V129H201ZM208 128V129H207ZM211 128V129H210ZM226 128V129H225ZM231 128V129H230ZM238 128V129H237ZM85 129H90L89 127L88 128H85ZM98 129H100V127H98ZM187 130V133H186V130ZM229 129V130H228ZM242 129V130H241ZM181 130V131H180ZM182 130H183V134H182ZM197 132H195V131ZM205 131V132H202V131ZM214 130V131H213ZM219 130H222L223 132L220 133ZM116 131H119V134L120 130L116 129ZM193 131V132H192ZM242 131V132H241ZM181 132V133H180ZM191 132V133H190ZM117 133V132H116ZM197 133V134H196ZM201 133V134H200ZM207 133H208V136H207ZM210 133V134H209ZM195 134L197 136H195ZM214 134H216L214 136ZM228 134V135H227ZM26 135V134H25ZM180 135V137H179ZM189 137H187V136ZM227 137H226V136ZM230 135H231V138H230ZM211 136V138H210ZM219 136V137H220ZM108 137V138H107ZM187 137V138H186ZM28 138H30V136H25L24 139H22L21 141L20 140H17L16 142L19 143V141L21 142L20 144L24 143L26 140H28ZM105 138L107 139V142H109V140L111 142H113V138H112V134L109 135V136H105ZM209 138V139H208ZM212 138V141L214 142L215 140ZM114 139H117L114 137ZM126 139H131V137H126ZM188 139V140H186ZM236 139H239V138H236ZM48 141V140H47ZM14 143L12 145L13 148L16 147V144L17 143ZM46 142V141H45ZM216 142V141H215ZM214 142V143H215ZM93 143L96 145L97 143V140L94 139ZM123 142H120L119 140L117 141V143H115L116 146H114L113 148L114 149H119V147H121V144ZM186 143V144H185ZM189 143V144H187ZM19 144V145H20ZM235 145L232 144L231 146ZM264 145V141L263 139L261 140H258L257 144L256 145H251V146H247L245 144L242 145L243 148L245 149H259V148H262ZM231 146H229V148H227L226 150H224V152H222L221 154L219 152H217L216 150V153L214 152H211V154H208V155H203L204 156V159H200L202 162L209 164L211 163L212 165L217 163V166H224V163L221 161V158L224 159L223 157H227L231 154V151L233 148H231ZM51 150H52V147H50ZM170 147H168V151H171L172 150V147L169 149ZM238 148L241 149V147L238 145ZM34 149V148H33ZM33 149H29V153L27 152L26 156L27 158H32L34 156H37L38 157H42V154L41 152L39 153L38 151L36 152L35 150ZM47 149V152H49V148H46ZM229 149V151H228ZM231 149V150H230ZM16 150V149H15ZM228 151V152H227ZM92 153V157H89L87 158L85 156V162H82V161H78V158L79 156H82L79 152L78 154V151L76 152V154L74 153L73 155H71L68 159V162L70 161V158L72 159V162L73 165L71 166L70 169H67L68 170V173L70 172H73V175H74V170H73V167L75 165V168H76V173H77V170H80V169H83V171L79 174H81L80 176H78L75 180L74 183L76 184H73L71 186L73 187H77V185L79 183H77V181H80L82 180L81 182H84L86 181V177L87 179L93 177V176H97V174L99 173V169H101L100 167H102L103 165V168L107 170L104 171L105 172V175H110L112 173H115V172H120V171H123L124 169H127L129 166H135L136 168H139L141 169L142 166H136L135 163L133 164L132 161H124V160H119L117 157H114V155L116 154L114 151L112 152L111 156L109 155V152H107V150H102V151H96L95 150H92L90 151ZM227 152V154H226ZM102 153L104 155H106L105 159L104 160H98V158L100 156H102ZM107 153V154H105ZM123 153L126 155V152L123 150L121 151H118V154L120 156H123ZM134 153H140V154H143L142 152H133V153H130V154H133L131 155L130 157H132L134 159V161L136 159L140 160V158L138 157H135ZM205 153V152H204ZM246 153V152H245ZM207 154V153H206ZM77 155V157H76ZM94 155V156H93ZM97 155V156H96ZM224 155V156H223ZM30 156V157H29ZM128 156V155H126ZM207 156V157H206ZM114 157V158H113ZM26 158V157H24ZM206 158V159H205ZM77 159V160H76ZM94 159V160H93ZM214 159V160H213ZM207 160V161H205ZM211 160V161H210ZM225 160V159H224ZM93 161V162H92ZM107 161V162H106ZM209 161V162H208ZM216 161V162H214ZM218 161V162H217ZM66 162V161H64ZM71 162V161H70ZM101 164H100V163ZM227 162V161H226ZM234 162V166L233 168H236V165L237 163L235 162V160H233ZM88 163V164H87ZM83 164V165H82ZM228 166H231L230 162L226 163ZM202 166L205 165V164H201ZM79 166V167H78ZM97 167V169H95ZM99 168V169H98ZM72 169V170H71ZM144 169V168H142ZM173 169V168H172ZM141 171V170H140ZM174 171V170H173ZM217 172L218 169H217ZM224 172V173H223ZM223 172H220V174L217 176V179L218 181L216 182L214 180L213 177H211V180L212 182L214 183L216 189H212L211 192L212 194L214 195L213 198L214 200H216L218 203L220 202V200H222V197H224L225 199H229L230 201H232V197L233 195L235 194L234 190H232L233 192H230L227 193V191H225L227 194L226 195H223V190L222 189H225V188H228L227 190H231L233 187H234V184H229L228 181H227V178L231 175L229 174L231 171H230V168H227L225 167V171ZM222 175V176H221ZM63 176V175H62ZM86 176V177H85ZM212 176V175H211ZM226 177V178H225ZM88 179V180H89ZM105 179V177H104ZM107 179V178H106ZM54 180L56 181H59L58 179L54 178ZM87 180V181H88ZM226 180V181H225ZM215 181V182H214ZM220 181V182H219ZM80 182V183H81ZM123 181H120V183H122ZM204 184L207 186V185H210L208 182H204ZM123 191V190H122ZM122 191L119 190V193L120 195L122 194ZM127 192V191H125ZM174 192V198H176L177 200L179 199V196L182 195L184 196V200L186 198V195L185 193L183 192L182 189H179L178 190H175L173 191ZM225 194V193H224ZM256 195H259V196H262L259 192L258 193H255ZM255 194H254V201L257 199V202L260 201L261 197L259 196H256L255 197ZM223 195V196H222ZM230 197V198H228ZM124 200V199H123ZM90 200H84L83 199H80V202L78 205H75L72 207V209L70 210V220L68 221L69 223H67L65 225L68 226V228L66 227L67 229V232H63L62 234H59V235H56L57 238H55L54 240H56V243L55 245L52 246V252L51 250L48 252V253H45L46 256H49L47 257L46 259H49V258H52L50 259L49 262H46V259L42 260V262L40 264H123V261H124V258H123V261H121L120 259H114L112 257H108L109 256V251L107 252V254H105V256L101 255L100 252H94L97 251V248L100 247L102 248V244H97V242H99V237H98V234L100 235L102 230H104L105 228L108 230H110V236H111V232L113 234V230L115 228V226L119 225V227H122L123 224L126 225V227H131V228H134L133 226H136L135 228L137 229L138 225H146V222L145 221H141L140 222V219L139 217L142 216V209L140 207V205L138 206V204H134L132 206H130L131 208L129 209V211L133 212H137V213H134V215H127L129 214V212L127 213H124V212H121L119 211L120 209L117 208V205L119 206L120 203L116 202L117 200H113V201H110V200H107V201H102V197H99L98 198V202H95L94 205H92L93 207H88V203ZM94 201V200H93ZM93 201H91V203H93ZM96 201V200H95ZM115 201V203H114ZM111 202V203H110ZM107 204H110V207L109 206H106ZM133 204V203H132ZM183 205H186V206H178L179 210H181V216L183 215H187L188 212H189V206H187V204L185 203H182ZM113 205V206H111ZM131 205V204H130ZM219 206L217 207V210L214 211V216L212 217V219L210 221H208L209 224H211V230H213V234L214 236L212 237V243L209 244L211 246V250H209V254L213 257H208V261H206V264H245L248 260L251 261V263L253 262H256L253 260V258H255V260H257V263L259 262L260 264H264V213L261 214L262 217H260L258 215L257 212H260L262 211V209L264 210V207L262 208V205H250V206H247L246 208L244 207V204L242 203L241 200H239L236 204H233L230 203V209L233 210V213H232V217H228L227 221L226 222H223L221 218L218 217V214H219V209H223V204L222 203H219L218 204ZM112 207V208H111ZM116 207V209H115ZM185 207V208H184ZM254 207V208H253ZM110 208V209H109ZM249 208V209H248ZM97 209V210H96ZM107 209V210H106ZM118 210V211H117ZM134 210V211H133ZM102 211L104 213H109L110 211L114 212L115 214H110L108 220H106L104 223H106V225L103 227L102 226V220L101 218H104V217H101L102 216H105L106 214L102 213ZM108 211V212H107ZM139 212L141 214H139ZM240 212V213H239ZM117 213V214H116ZM121 213V214H120ZM94 214V215H93ZM123 214V216H122ZM126 214V216H125ZM136 214V215H135ZM248 214V216H246ZM123 218H122V217ZM242 216V217H241ZM117 217L116 220H114L113 218ZM119 217V219H118ZM126 217V218H125ZM92 218H94L95 220H93V227L92 225H90V228L88 231H86V229L88 228L87 227V223L92 221ZM235 218V219H234ZM128 219V220H127ZM130 219V220H129ZM157 220V219H154V217L152 216V218H148V220ZM113 221V225H111V222ZM129 221V222H128ZM135 221V222H134ZM79 222V223H82V229L78 230L77 231V228H76V223ZM110 222V223H109ZM123 222V223H122ZM127 222V223H126ZM213 222V223H212ZM222 222V223H221ZM75 225H73V224ZM98 223V225H97ZM129 224V225H128ZM134 224V225H133ZM72 225L74 226V228L72 227ZM96 225V226H95ZM113 226V227H112ZM216 226V227H215ZM72 227V229H70ZM92 227V228H91ZM118 227V226H117ZM116 227V228H117ZM215 227V228H214ZM99 228H101L100 230H98ZM148 227L146 229L143 230V234L145 235H150L149 234V229ZM163 229V230H162ZM232 229V230H231ZM24 230V229H23ZM22 230V231H23ZM83 230V231H82ZM95 230V231H94ZM97 230V231H96ZM41 232L38 234V235H41L42 231H44L43 229L40 230ZM86 231V232H85ZM157 233V236L160 237L162 235V233H167L166 235H168L166 238H164L163 240V243H157L155 244V246H158V245H162V250L164 249H168L169 246H171L172 244V248L174 249L176 246V240H179V241H182V242H188V241H191V239L187 238V237H183L182 234H180L179 232L177 233H174L173 235H169L168 234V231L167 229L164 230V228L160 227V228H156L155 230ZM160 231V232H158ZM217 231V232H216ZM148 232V233H147ZM147 233V234H146ZM219 235H217V234ZM97 234V235H96ZM102 235V234H101ZM103 236V235H102ZM87 237L89 238V240L87 239ZM105 237V236H104ZM163 238V237H161ZM183 238V239H182ZM168 239V240H167ZM233 239V240H232ZM79 240V241H78ZM84 240V244H80V242ZM167 240V242H166ZM77 243H76V242ZM89 241V243H88ZM92 241V242H91ZM172 243H170V242ZM221 241V242H220ZM262 241V242H261ZM93 242H96V244H90V243H93ZM230 242V243H229ZM240 242V243H239ZM75 243V244H74ZM165 243V245H164ZM60 244V246H59ZM168 244V245H167ZM67 245V246H66ZM96 245V246H94ZM98 245V246H97ZM167 245V247H166ZM236 245V246H235ZM82 246V247H81ZM222 246V247H221ZM61 247V248H60ZM87 247H91V248H88ZM164 247V248H163ZM243 247V248H242ZM249 247V248H248ZM95 248V249H93ZM256 248V249H255ZM79 249V250H77ZM0 250H3L2 248ZM61 250L60 254L58 255V257H56V253ZM91 250V251H90ZM101 250H106V249H101ZM169 250H172L171 248H169ZM222 250V251H221ZM81 251L79 254L78 252ZM93 251V252H92ZM98 251H100V249H98ZM231 251V255L229 254V252ZM248 251V252H247ZM254 251V252H253ZM256 251V252H255ZM261 251V252H260ZM7 252V250H6ZM40 251H37V253H39ZM258 252V255H256ZM1 253V252H0ZM59 253V252H58ZM122 253V252H121ZM146 253V252H145ZM148 253V252H147ZM233 253V254H232ZM252 255H251V254ZM143 254V253H142ZM140 255L138 258L134 259L132 256V259H133V262H131L129 260V255H127V262H124L125 264H164V263H161L160 261L158 260H154L153 258L151 259V256L149 257L150 259H145V257H147V254H143V255ZM254 254V255H253ZM215 255V256H214ZM217 255V256H216ZM261 255V256H260ZM96 257V258H95ZM141 257V258H140ZM226 257V258H225ZM61 258V259H60ZM144 258V259H143ZM190 258V257H189ZM43 259V258H42ZM60 259V260H59ZM141 259H143L144 261H142ZM211 259H214L213 261H211ZM226 259V260H225ZM248 259V260H247ZM244 260V263L242 262ZM247 260V261H246ZM39 261V260H38ZM37 261V263H38ZM112 261V262H111ZM130 261V262H129ZM141 261V262H140ZM211 261V262H210ZM24 264H35L34 262H30V261H27V260H23ZM144 262V263H143ZM148 262V263H147ZM150 262V263H149ZM156 262V263H155ZM191 262V261H190ZM241 262V263H240ZM0 263H5L3 262L2 260L0 261ZM15 264H21L20 262H14ZM258 263V264H259ZM187 264H190V263H187ZM256 264V263H255Z\"/></svg>",
  "mask_w": 264,
  "mask_h": 264
},
{
  "label": "snow or ice",
  "instance_id": "snow-or-ice-1",
  "mask_svg": "<svg viewBox=\"0 0 264 264\" xmlns=\"http://www.w3.org/2000/svg\"><path fill=\"white\" fill-rule=\"evenodd\" d=\"M81 2L118 32L126 29L134 30L137 34H147L150 25H167L171 22L200 34L209 42H217L226 50L228 57L238 59L245 67H254L253 57L257 55L255 50L260 49V60L264 64V0H196L195 3L187 0ZM237 9L241 15L236 19L215 18L219 12ZM209 11L213 13L212 16L207 15Z\"/></svg>",
  "mask_w": 264,
  "mask_h": 264
}]
</instances>
